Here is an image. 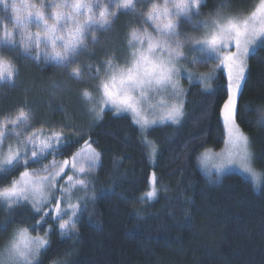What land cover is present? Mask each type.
<instances>
[{"label":"trees","instance_id":"obj_1","mask_svg":"<svg viewBox=\"0 0 264 264\" xmlns=\"http://www.w3.org/2000/svg\"><path fill=\"white\" fill-rule=\"evenodd\" d=\"M257 1L203 0L200 16L208 18ZM10 16L0 4V19ZM127 16L120 12L118 18ZM8 27L11 30V23ZM118 32L109 38L119 41ZM0 56L18 69L14 84L0 83V118L24 108L30 118L36 112L56 121L53 126H31V130L64 133L55 157L30 163V170L42 169L53 158L70 160L85 141L99 153L95 168L87 170L85 165L87 189L72 192L70 202H79L81 211L70 233H62L51 217L37 226L40 214L30 202L11 209L0 202V248L15 229L24 227L32 235L46 234L48 240L35 264H264V185L253 187L238 172L207 176L196 162L203 150H219L225 144L222 109L228 89L223 72L212 79L209 90L197 83L189 85L179 123L147 130L146 138L156 146L151 164L148 146L128 114L106 110L96 121L73 126L67 121L75 111L72 106L62 101L65 105L53 104L49 109L47 93L64 79L70 82L72 67L37 62L19 49H0ZM246 65L236 98V124L251 142L256 167L264 172V45L249 53ZM20 171L22 166L0 173V187L8 186ZM66 172L72 174L70 169ZM152 173L157 194L147 200ZM65 179H59L57 187ZM59 194L51 192L52 197Z\"/></svg>","mask_w":264,"mask_h":264},{"label":"snow or ice","instance_id":"obj_2","mask_svg":"<svg viewBox=\"0 0 264 264\" xmlns=\"http://www.w3.org/2000/svg\"><path fill=\"white\" fill-rule=\"evenodd\" d=\"M139 0H49L39 7L34 4H17L16 0H0L11 16L0 19V49L15 51L37 62L43 60L60 67H70L75 57L86 48L85 40L95 30L107 31L120 12H134ZM173 7L169 8V4ZM203 0H164L163 7L153 3L145 16L148 27L129 30L127 35V58L123 64L109 57L104 63L105 75L99 77L96 68L93 79H99L97 91L101 95V109L105 107L117 113H129L133 123L142 130L160 123H179L183 116L184 94L179 86L182 71L185 78L200 83L211 79L210 73L195 74L183 68L181 61L187 59L185 43L179 39L181 20L203 28L199 37H188L195 54L192 64H206L208 60L218 62V70H227L228 99L222 109V120L226 134L225 151L217 154L220 162L214 164L216 173H222L235 165L249 179L253 187L264 185V172L253 167L249 138L236 124V98L246 71V59L257 41L264 42V0H258L254 8L243 16L218 17L211 21L199 20ZM50 9V11H48ZM12 27L9 30L8 23ZM35 24L37 31L30 30ZM149 27L152 31H149ZM93 42L96 37L92 36ZM234 48V50H232ZM18 69L15 64L0 56V83L14 84ZM70 75L80 78V70L73 69ZM86 100L92 99L87 89L82 92ZM153 113H158L154 115ZM30 114L20 108L16 115L0 118V173L10 172L22 166L19 177L8 186L0 187V202L11 209L14 205L29 201L36 214H40L37 226L51 217L59 222L62 233L68 234L76 227V218L81 204L71 203L74 189L88 187L84 178L87 170L97 166L99 153L89 141L74 153L71 159L58 162L55 158L40 170H30V163H38L48 155L59 151L65 137L62 131H50L30 127ZM24 128L25 132L20 129ZM9 136L16 144L5 142ZM23 136V139L21 137ZM145 142L156 149L151 141ZM210 158L205 151L201 157L204 163ZM72 171L68 174L66 169ZM58 185L59 179L65 178ZM155 176L153 175V183ZM52 191H59V197H52ZM156 189L146 193L149 199L156 197ZM68 201L62 207L64 198ZM67 217V218H65ZM45 236H32L28 228L13 231L6 246L0 250V264H35L37 254L45 249Z\"/></svg>","mask_w":264,"mask_h":264},{"label":"rangeland","instance_id":"obj_3","mask_svg":"<svg viewBox=\"0 0 264 264\" xmlns=\"http://www.w3.org/2000/svg\"><path fill=\"white\" fill-rule=\"evenodd\" d=\"M8 2L10 3L11 0H8ZM16 2H17V4H21V3L34 4L36 7H39L41 5V3H48L49 0H16ZM101 2L103 4H107V0H101ZM153 3L163 7L164 0H139V2L136 4V9L134 12H127V14H128L127 17L118 18V16H117L107 31L95 30L93 33H90L88 35V38L85 40L86 48H84L83 50L80 51V53L75 57V62L70 66V67H72L70 72H69V78L71 79L70 82L69 81L67 82L64 79L65 81L62 80L57 85V87L55 89H53L47 93V96H50V97H48L49 100H47V101H49V103L47 104L49 109L53 108V106H52L53 104H57V106H58V103L61 104V105H59V107H61L62 105H65V104L72 106L75 109V111H72V113L68 115L67 121L73 126L77 125V124L78 125L84 124L87 121L90 122L91 119L96 121L97 119L102 117L104 111H106V110H111L116 115L128 114L131 117V115L129 113H117V112H115V110L110 109L108 107L104 108L103 112L100 114L99 117L97 116V112H100V109H101V95L97 91V87H96L97 84L99 83V79H93L92 74H95L96 68H99L100 69L99 77L102 78L105 75L104 63L109 57H114L116 62H118L120 64L124 63L125 59L127 58V36H126V34L128 35L127 32H129V30L133 27H136V28L148 27V25L145 23V16H146L147 11L151 8ZM255 4H253L252 6H249V7H242V8L236 9L234 11L220 13V14L208 17V18L199 16L198 19L211 21L213 19H217L218 17L247 15L254 8ZM171 7H173V5L170 3L169 8H171ZM48 11H50V9ZM11 27H12V25H11ZM31 27L34 30L33 32L37 31L35 24L31 25ZM149 31H152V29L150 27H149ZM178 31H180V33H181L179 39L185 43L184 52H185V55L187 57V59L181 61L183 68L187 69L188 71H191L192 73H195V74H200V73H206V74L210 73L211 74V79H209L206 83H200L195 78L193 79L192 82H189V80L187 78H185V73L182 71V74L179 78V86L183 89L184 94L181 97H179V100L182 101L184 104V97H185V94L188 90L189 85L197 83V84H200L204 89L209 90L211 88L212 79L218 74V72L220 70H218V67H217L218 62L215 60H208L206 64H202V63L192 64L191 63V60L195 54L191 51L193 45L191 44V42L188 41V37H190V36L191 37L202 36L204 34L203 28H194L193 24H190L184 20H181L180 28L178 29ZM117 32H118V35H121V36H119V38H120L119 41L118 40L117 41L111 40V38H109V37L114 36L115 34H117ZM93 35L96 37L95 42H93V40H92ZM93 44H95V45H93ZM261 45H264V42L257 41L256 45H254L253 48L250 49V52L255 50L258 46H261ZM232 50H234V48ZM93 55L95 56V59L93 58ZM86 61H89L93 64L89 65L88 62H86ZM246 62H247V59H246ZM246 67H247V65H246ZM73 69H79L80 70L81 75H80L79 79H75L70 75V73L73 71ZM221 72H223V74L225 75V78H226L225 84L227 86L228 85L227 70L225 69ZM245 75H246V71H245L244 77H245ZM242 82L243 81H241V85H242ZM85 89H87L89 92L92 93V99L90 101L86 100L82 95V92ZM227 89H228V87H227ZM62 101L65 104H63ZM153 114L158 115V113H153ZM47 117H48V120H47V118L43 119L42 117H40L38 115V113L34 112L33 116L30 118V121H29L30 127L31 126L34 127L35 125L41 124V123L44 125L53 126L52 123L56 122V121H54L55 119L54 120L49 119L50 116H47ZM261 119L264 122V116L261 117ZM64 121L66 122V120H64ZM64 121L62 120V122H64ZM167 123H171V122H167ZM163 124H166V123H163ZM157 125H162V124L158 123L154 126H157ZM30 127L26 129L27 132L32 131L30 129ZM138 128L140 131L141 138L144 140V143L148 146L149 161L151 164H153L155 161V155H152V147L150 148V144L145 142L146 132L149 128L147 130H142L139 126H138ZM34 129H41V128L37 127ZM20 131L23 133V132H25V129L21 128ZM21 139H23V136L21 137ZM147 140L151 141L148 138H147ZM7 143L16 144L17 141L15 140L14 137L9 136V138L5 142V144L7 145ZM249 143H250V151L252 153V158H253V167L255 168L256 171L259 172L258 168L255 165L256 164V156H255V153H254L253 148L251 146L250 140H249ZM152 145L155 146V144L153 142H152ZM225 147H226V145L224 144V146L219 150L206 149V150H203L198 155L196 162L198 163V167L200 168V170L204 174H206L207 176H210V177L211 176L220 177L224 173H227V172H238V173L244 175L238 169V167L235 165L226 169L222 173H219V174L216 173V170L213 167V165L220 162L217 154L224 152ZM155 149H156V146H155ZM205 151L210 152V158L206 162L202 163L201 157L205 153ZM155 154H156V152H155ZM58 162H62V161H58ZM153 175L154 174L152 173L151 179H150V188H149L148 192L151 191L153 187H155L154 183H153ZM63 184H64V182L61 185H63ZM50 192H52V190H50ZM145 198L147 200H150L146 196V194H145ZM27 202H29V201H27ZM67 202H69V201H67V197H65L64 202L62 203V207ZM65 218H67V217H65ZM57 224H59L58 221H57ZM32 236H36V235H32ZM6 244L7 243H5L0 248V250H2L6 246ZM40 252L35 257V262L37 261Z\"/></svg>","mask_w":264,"mask_h":264}]
</instances>
